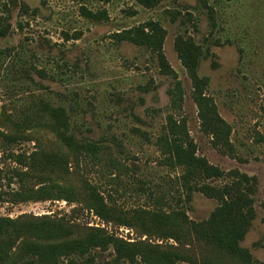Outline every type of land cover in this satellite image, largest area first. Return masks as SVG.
<instances>
[{"label":"rangeland","instance_id":"1","mask_svg":"<svg viewBox=\"0 0 264 264\" xmlns=\"http://www.w3.org/2000/svg\"><path fill=\"white\" fill-rule=\"evenodd\" d=\"M83 8L106 12L107 18L90 20ZM0 18L3 26L10 24L0 38V48L7 49L0 62V216L47 217L77 237L102 228L133 245L185 254L197 264H247L191 230L190 222L207 220L219 201L198 191L188 199L182 168L163 160L156 141L173 115L196 154L226 173L210 180L212 185L232 182L233 171L254 178L255 218L240 244L256 264L264 263V0H163L154 8L135 0H0ZM150 24L165 32L167 66L147 46L118 39ZM178 40L196 48L197 72L208 78L203 110ZM177 79L184 90L179 110L169 93ZM40 103L65 108L77 138L103 141L99 159L69 150L48 127L15 128L9 122V116H34ZM34 152L64 154L69 168L45 174L46 180L24 178L22 185L61 186L70 190L68 200L21 201L12 195L21 185L15 170L27 171L12 154ZM89 187L104 198L110 217L96 213ZM177 208L188 218L175 229L176 239L168 231L147 230L153 225L149 217L144 223L132 216Z\"/></svg>","mask_w":264,"mask_h":264},{"label":"trees","instance_id":"2","mask_svg":"<svg viewBox=\"0 0 264 264\" xmlns=\"http://www.w3.org/2000/svg\"><path fill=\"white\" fill-rule=\"evenodd\" d=\"M12 1L7 0L9 3ZM135 1L146 8H154L163 0ZM82 13L93 21H102L107 18L106 12H92L87 8H83ZM9 28L10 24L3 26L0 18V38L8 34ZM164 38L165 32L154 24L133 28L118 36L119 40L152 49L159 55L163 65L167 66L162 52ZM177 50L192 79L195 100L203 110V101L206 99L203 92L208 84V78L200 77L197 72L199 53L192 45L182 44L181 40L177 41ZM6 51L7 49L0 48V62L5 57ZM169 93L171 106L177 110L181 109L184 90L178 79L174 89ZM36 111L34 116H9L8 120L15 128H27L32 125L48 127L69 150L85 157L99 159L101 153L105 151L106 146L102 143L103 141L95 142L75 136L72 131L71 116L62 106L40 103ZM5 137L9 141L15 140L10 135ZM112 140L116 146H119L117 138L113 137ZM156 143L166 164L182 168L180 181L187 191L188 199L195 191H198L219 201V205L207 220L190 222L191 230L196 237L235 254L247 264H256L249 250L240 244L255 218L254 200L251 197L253 188L250 184L254 178L233 171L228 175L232 177V182H226L221 186L212 185L210 180L224 178L226 173L196 154L195 145L187 140L186 129L173 115H168L166 128L157 138ZM12 157L27 170L25 172L15 170L21 185L17 191L13 192V196L21 201L49 198L68 200L70 198L67 194L70 190L61 186L44 185L38 190H33L22 185L24 178L37 177L44 180L45 174L67 171L70 162L66 155L34 152L28 156L12 154ZM33 173L39 174L33 175ZM89 188H91L96 213L104 218L110 217L111 208L106 205L104 198L92 187ZM2 197L0 193V200ZM132 216L144 223L149 217L153 225H145L147 230L168 231V234L171 233L170 235L175 239L179 236L175 229L188 218L183 208H177L170 213L163 210L140 211ZM105 253H111V257H106ZM184 262L197 264L185 254L154 246L133 245L102 228H90L84 236L77 237L71 228L47 217L14 220L0 216V264H182ZM199 264L218 263L204 260Z\"/></svg>","mask_w":264,"mask_h":264}]
</instances>
